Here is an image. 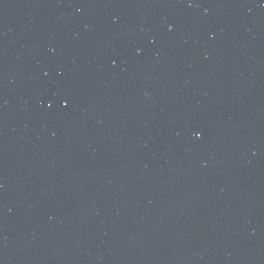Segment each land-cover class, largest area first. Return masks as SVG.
<instances>
[{
  "label": "water",
  "instance_id": "1",
  "mask_svg": "<svg viewBox=\"0 0 264 264\" xmlns=\"http://www.w3.org/2000/svg\"><path fill=\"white\" fill-rule=\"evenodd\" d=\"M0 264H264V0H0Z\"/></svg>",
  "mask_w": 264,
  "mask_h": 264
}]
</instances>
